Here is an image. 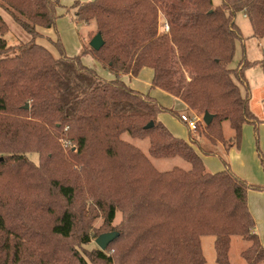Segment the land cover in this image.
I'll use <instances>...</instances> for the list:
<instances>
[{
	"label": "trees",
	"instance_id": "16d2710c",
	"mask_svg": "<svg viewBox=\"0 0 264 264\" xmlns=\"http://www.w3.org/2000/svg\"><path fill=\"white\" fill-rule=\"evenodd\" d=\"M220 3L74 2L66 15L93 24L90 36L99 34L103 44L68 57L59 39L50 40L55 57L37 39L40 30L55 29L59 1L0 0L8 16L0 14V264H206L205 236L214 239L217 264H231L237 236L247 244L240 252L245 263L264 264L247 207L248 193L264 186L248 184L224 159V170L209 173L195 140L175 137L159 120L161 113L180 115L121 80L151 69L152 89L180 100L186 113L212 117L195 127L210 145L199 148L202 154L216 155L218 144L226 152L238 149L242 127L264 123L250 109L245 78L257 65L264 76V52L258 61L246 59L235 16L242 13L253 36L264 39V0ZM11 25L24 42L8 45ZM237 43L241 59L231 68ZM85 55L113 78L86 67ZM223 123L233 132L228 139ZM125 133L147 139L150 157H178L189 169H155L141 149L122 140ZM98 215L103 223L94 229ZM111 231L118 235L105 251L84 248Z\"/></svg>",
	"mask_w": 264,
	"mask_h": 264
},
{
	"label": "rangeland",
	"instance_id": "374dc122",
	"mask_svg": "<svg viewBox=\"0 0 264 264\" xmlns=\"http://www.w3.org/2000/svg\"><path fill=\"white\" fill-rule=\"evenodd\" d=\"M56 1V0H53ZM60 4L67 5L68 8L73 5L74 2H88L92 0H58ZM211 3L213 4V7L219 6L220 0H211ZM0 14L2 15L3 19L5 21L8 20V16L5 13L4 10L0 9ZM242 13H238L235 16V22L238 25L240 32L243 36V44L244 49L246 51V59L250 61L260 60L262 58L263 52H264V39L259 40L252 34L251 26L249 20L246 18H243ZM56 27L55 29H42L41 34L44 36H47L52 41H56L59 39L61 41V44L63 46V50L65 51V55H80L82 48L84 46L90 47L89 44L86 41V35L89 30H93L95 26L93 24H90V26L81 25L78 23H75L74 20L71 19L69 15L61 16L60 18H57L56 21ZM162 25H164L163 21L160 23V31H162ZM5 41H7L8 45H16L20 44V41H25L24 36L21 34V32L13 25L10 26V32L7 33L4 36ZM37 44L43 45L46 49L49 50V52L55 56L58 57L57 51L55 47L49 42V40L43 39H37ZM87 58L92 57L91 55H85ZM84 56V57H85ZM241 59V50H240V44L237 43L236 45V55L234 59L232 60L230 67H236L237 63ZM245 78L248 82L249 87V94H250V109L252 112L256 114V116L262 120L264 118V76L262 74L260 66H254L251 68H248L245 72ZM189 115L191 117L199 118L202 120L203 116H197L191 111H188ZM188 113L185 112V114L188 115ZM169 117L173 118V121L175 123L176 129L184 136V139H188L191 134V140H195V144L193 148L198 152L197 148H203L206 147L209 149V145L206 144L205 139L203 136H200V131H190L188 128L180 122L179 118L177 119L174 115L168 114ZM247 126V125H246ZM251 126V125H250ZM224 129V136L225 138H230L233 135V132L231 129H229L227 123H223L222 126ZM251 136L252 139L249 140L248 143L240 141V147L237 149L235 148L236 152L239 151V153H242V158L244 160L245 164V173L250 175V171L253 173V177L256 180H264V136L262 134V129L257 126V129L253 128L251 126ZM192 132V133H191ZM244 134V133H243ZM122 140L129 142L131 145L141 149V151L149 158L150 163L154 166L155 169L159 171H170L172 168H181L183 170H188L190 165L189 163H186L185 161H182L178 157H171V158H152L148 155V140L147 139H132L129 137L128 134H124L122 137ZM182 139V138H180ZM183 140V139H182ZM190 140V139H189ZM185 141V140H184ZM186 142V141H185ZM63 148L67 150L66 146L63 144ZM216 155H206L200 153L199 156L202 160L209 159L211 162H214L215 166L218 171L224 170V164L223 160H226L228 163L230 170L231 169V160H229L228 156H225L224 153H222V150L220 146L216 147L215 149ZM28 159L32 160L33 162H37V155L36 154H30L28 155ZM204 165L205 162L203 161ZM206 170L209 172L205 165ZM233 172V171H232ZM210 173V172H209ZM219 173V172H217ZM251 176V175H250ZM253 185L258 186H264V182L262 184H256ZM122 218V213L118 211L115 215V219L113 221V225H117ZM103 223V219L101 215H98L94 222L92 223V227L94 229H98L99 226ZM96 238V237H95ZM95 238H91L90 244L85 246L84 248L91 250L98 247L96 243H94ZM201 249L202 254L205 257L206 264H217L215 261V252H214V239L212 236H205L201 237ZM231 244L229 249V261L231 264H246L243 258L241 257L240 252L246 248L247 244L245 241H243L240 237H232L231 238Z\"/></svg>",
	"mask_w": 264,
	"mask_h": 264
},
{
	"label": "crops",
	"instance_id": "0c3cea01",
	"mask_svg": "<svg viewBox=\"0 0 264 264\" xmlns=\"http://www.w3.org/2000/svg\"><path fill=\"white\" fill-rule=\"evenodd\" d=\"M57 8H58L57 12H58L59 18L61 16L66 15V11H67V9H69L67 5H62V4H60V2H59V6ZM243 18L246 19L245 16ZM81 25H84V24H81ZM91 31L92 30H89L87 32V35L85 36L86 37L85 39H86L88 44L92 40V38L90 36ZM41 35H42V37L40 38V40L46 39V40H49V42H50V38H48L47 36H44L43 34H41ZM245 55H246V53H245ZM68 57H73V56L69 55ZM255 61H258V60H255ZM82 63L86 67L92 68L93 70H95L98 73V75L105 80L113 78V75L110 72H108L107 70H104L101 67V65L93 57L87 58V56H85V57L83 56L82 57ZM152 77H153V71L151 69L142 68V70L139 72L137 77H130L128 75H125V76H122L121 80H123V82L126 85H129L133 90H135L137 92L139 91L143 94H148L152 98L157 99V101L166 109H169V110L172 109L175 112H177L178 115L185 114L186 106L180 100L174 98L171 95H168L167 93H165L164 91H162L158 88L152 89L151 84H150ZM176 118L178 119V117H176ZM159 120L167 128V130L170 131L175 137L182 138L186 142L189 141V139L191 140V134H190V137H188V139H184V136L181 133H179V131L176 129L173 118L169 117V115L167 113L159 114ZM258 127L262 129V134L264 136V123L259 124ZM242 128H243V130H242V141H243V143H244V141L246 143H248L249 140L252 139V137H250L252 128L250 125L249 126L248 125L243 126ZM206 144H207V142H206ZM218 145L220 146L222 153H224L225 156H228L229 160H231L230 166H231V169H232L234 174L238 175L241 179H243L244 181H246L250 185L254 184V183L262 184L264 182L263 179L262 180H256L253 177V175H252L253 173L251 171L249 173L251 176L248 175L247 173H245V171H244L245 164H244V160L242 158V153L241 152L239 153V151L236 152L235 147L230 149L228 152H226L222 145H220V144H218ZM209 147H210V145H209ZM200 153L201 152L198 148V154H200ZM202 161L205 162V165H206V167L210 173L219 172L218 171L219 169H217L214 162H211L209 159H205ZM247 207L249 209L250 215H251L252 220L254 222L253 233H255L257 235V237L260 239L261 244L264 246V192H258V191H252L251 190L248 193V197H247Z\"/></svg>",
	"mask_w": 264,
	"mask_h": 264
},
{
	"label": "water",
	"instance_id": "95a60500",
	"mask_svg": "<svg viewBox=\"0 0 264 264\" xmlns=\"http://www.w3.org/2000/svg\"><path fill=\"white\" fill-rule=\"evenodd\" d=\"M102 38H100V35H95L92 40L90 41V47L94 50H98L102 46ZM25 108H28V105L25 106ZM211 116L209 114H205L202 118V121L205 125L209 124L211 121ZM147 127H151V124ZM118 233L115 231H111V233H104L99 235L95 238L94 243L98 246V248L101 251H105L107 247L111 244V242L117 237Z\"/></svg>",
	"mask_w": 264,
	"mask_h": 264
},
{
	"label": "built area",
	"instance_id": "2783aa9c",
	"mask_svg": "<svg viewBox=\"0 0 264 264\" xmlns=\"http://www.w3.org/2000/svg\"><path fill=\"white\" fill-rule=\"evenodd\" d=\"M164 32L168 31V25H164L163 27ZM180 122L183 123L188 130L196 131L195 127L198 122H202L199 118L191 117L187 114H181L179 118ZM203 123V122H202Z\"/></svg>",
	"mask_w": 264,
	"mask_h": 264
}]
</instances>
